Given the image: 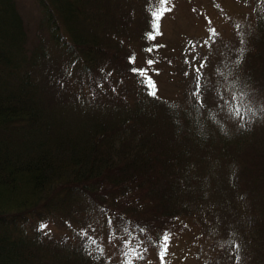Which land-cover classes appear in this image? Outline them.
Masks as SVG:
<instances>
[{"label":"trees","instance_id":"16d2710c","mask_svg":"<svg viewBox=\"0 0 264 264\" xmlns=\"http://www.w3.org/2000/svg\"><path fill=\"white\" fill-rule=\"evenodd\" d=\"M38 3L48 38L32 43L17 0H0V264H137L147 244L160 257L163 233L205 220L206 174L223 156L238 166L225 180L249 214L244 231L235 217L229 239L239 264H264V126L224 140L196 99L160 95L149 65L161 19L154 30L152 13L169 0ZM253 15L256 49L232 87L252 119L253 100L264 108V0ZM133 68L147 69L156 97ZM50 219L79 230L122 224V256L114 260L97 230L61 234Z\"/></svg>","mask_w":264,"mask_h":264},{"label":"rangeland","instance_id":"374dc122","mask_svg":"<svg viewBox=\"0 0 264 264\" xmlns=\"http://www.w3.org/2000/svg\"><path fill=\"white\" fill-rule=\"evenodd\" d=\"M219 1L223 6L220 11L211 0H169L166 8L171 10L161 17L157 47L150 53L154 63L149 66L160 95L196 99L203 122L217 128L216 136L219 132L224 140H233L241 132L243 136L249 134L256 125L264 126V108L259 102L253 100L252 119L249 113L251 102L243 100V96L232 89L235 82L245 76L246 57L256 49L255 0ZM17 4L27 23L29 42L35 43L41 36L48 38L46 28L40 29L42 14L38 0H17ZM155 4L157 6V2ZM133 45L138 48L140 42ZM140 56L148 64L142 53ZM256 109H260V113L257 114ZM252 139L253 136L245 140L242 149ZM215 145L226 147L222 140L220 143L215 141ZM227 146L231 153H236L234 145ZM213 161L215 169L206 174L209 189L203 205L205 220L200 221L195 216L180 231L173 232L165 264H239L238 244H231L229 236L236 235L232 231L235 217H241L245 227L240 229L244 231L248 227L249 214L236 202L235 190L225 180L235 181L238 166L224 156ZM88 225L90 227L86 230H79L77 227L81 225L77 222L69 225L62 220L50 219L47 227L61 234L99 230L94 224ZM122 226L116 222L113 230L98 231L105 250L114 260L120 259L125 248L124 238L120 236ZM222 245L227 247V251L218 250ZM133 261L137 264H162L149 244L143 257H133Z\"/></svg>","mask_w":264,"mask_h":264},{"label":"snow or ice","instance_id":"6c2138e0","mask_svg":"<svg viewBox=\"0 0 264 264\" xmlns=\"http://www.w3.org/2000/svg\"><path fill=\"white\" fill-rule=\"evenodd\" d=\"M161 3L167 4L168 0H161ZM170 10L171 9H158L152 13L153 18H154L152 26H153L154 30L158 31L159 21H160L162 15L164 14L165 11H170ZM149 39H154V35L152 33H149ZM148 51H151V49H148ZM152 63H153L152 60L148 61V64H152ZM132 70L133 71H139L142 76L146 77L145 83H146L147 88L149 89V94L152 97H156L157 96L156 86H155L154 81L151 79V77L147 75V69L137 70V69L133 68ZM197 71H198V69H197ZM169 240H170V236L167 232H165L162 234L161 239L159 241V247H160L159 255H160L162 264H165V256L167 255V252H168ZM89 243L91 244L94 242L89 241ZM131 251L135 252V249H132ZM129 264H131V262H129Z\"/></svg>","mask_w":264,"mask_h":264}]
</instances>
